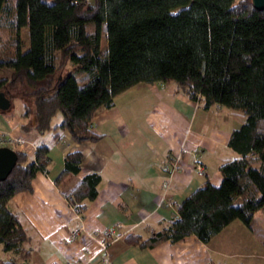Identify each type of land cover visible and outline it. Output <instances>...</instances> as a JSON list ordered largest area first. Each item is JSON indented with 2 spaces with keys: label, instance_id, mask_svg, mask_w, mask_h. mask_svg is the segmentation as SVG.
Masks as SVG:
<instances>
[{
  "label": "trees",
  "instance_id": "trees-1",
  "mask_svg": "<svg viewBox=\"0 0 264 264\" xmlns=\"http://www.w3.org/2000/svg\"><path fill=\"white\" fill-rule=\"evenodd\" d=\"M139 82L175 83L204 109L219 105L244 119L229 134L237 156L219 165L220 183L205 181L177 204L176 218L126 242L153 247L194 235L207 243L234 220L249 227L256 210L264 214V10L251 0H0V91L24 102L22 114L36 131L52 128L59 111L55 127L76 143L95 142L102 136L91 128L95 113ZM16 153L0 181V246L12 253L0 264L27 261L10 203L50 164L45 143L32 159ZM168 158L177 168L178 159ZM82 161L80 150L67 152L56 183L78 173ZM99 182L90 172L65 193L76 211L96 197Z\"/></svg>",
  "mask_w": 264,
  "mask_h": 264
},
{
  "label": "crops",
  "instance_id": "crops-1",
  "mask_svg": "<svg viewBox=\"0 0 264 264\" xmlns=\"http://www.w3.org/2000/svg\"><path fill=\"white\" fill-rule=\"evenodd\" d=\"M156 83L163 87L148 83L150 91L144 93L155 97L140 113L116 103L118 95L134 86L118 94L111 108L99 109L91 123L102 134L95 142L76 143L66 129L55 127L62 114L61 119L53 115L52 128L36 131L23 116L19 98H14L17 108L0 111V134L12 139L9 147L32 159L38 143L49 145L48 171L38 172L31 190L17 192L10 203L26 235L24 264H214L236 251L227 246L229 241L243 245L246 228L237 220L207 243L194 235L153 247L126 242L129 234L145 239L176 218L177 204L205 181L220 183L219 165L237 156L227 144L229 134L244 119L223 106L204 109L175 83ZM76 149L83 154L80 171L56 183L65 154ZM170 154L178 159L173 170ZM90 172L100 175L98 193L76 211L65 193ZM105 231L112 238L104 249ZM11 256L0 246V259Z\"/></svg>",
  "mask_w": 264,
  "mask_h": 264
},
{
  "label": "rangeland",
  "instance_id": "rangeland-1",
  "mask_svg": "<svg viewBox=\"0 0 264 264\" xmlns=\"http://www.w3.org/2000/svg\"><path fill=\"white\" fill-rule=\"evenodd\" d=\"M3 36H6L5 30L2 29ZM105 42L102 40L101 46H104ZM77 76L79 77V82H85V73L83 71H78ZM162 84L155 82V87H163ZM174 85V83L168 84L166 86ZM132 89H129L116 98V103L119 106L131 108L137 113L141 112L142 109L149 107L153 100L152 97L155 96H146L144 93L145 90H149L151 88L150 84L145 82H139ZM154 87V86H153ZM150 91V90H149ZM18 102L14 99L11 102L10 108H17L16 105ZM238 112V111H237ZM59 117L61 119V113L56 112L54 119ZM239 223H242L240 220ZM242 226L246 228V234H241L243 238V245H238L235 247L233 245L234 241H229L228 247L232 244V248L236 251L234 253H230L229 255H225L223 257H218V259H222L223 262H227L229 264H264V214L261 209H258L254 212L252 216V220L250 226L247 227L242 223ZM244 232V231H243Z\"/></svg>",
  "mask_w": 264,
  "mask_h": 264
},
{
  "label": "water",
  "instance_id": "water-1",
  "mask_svg": "<svg viewBox=\"0 0 264 264\" xmlns=\"http://www.w3.org/2000/svg\"><path fill=\"white\" fill-rule=\"evenodd\" d=\"M252 5L259 10H264V0H251ZM11 101L4 92L0 91V111L10 108ZM17 160L16 150L9 146H0V181L5 180L12 171Z\"/></svg>",
  "mask_w": 264,
  "mask_h": 264
},
{
  "label": "built area",
  "instance_id": "built-area-1",
  "mask_svg": "<svg viewBox=\"0 0 264 264\" xmlns=\"http://www.w3.org/2000/svg\"><path fill=\"white\" fill-rule=\"evenodd\" d=\"M13 144V141L12 139H10L9 137H6L5 135L3 134H0V146H11ZM197 169L202 172L203 171V168L201 165L197 164ZM173 170V169H172ZM111 238H112V232H109V231H105L103 233V240H102V243H103V248L105 249L108 244L110 243L111 241ZM66 264H77L75 261L73 260H69L67 261Z\"/></svg>",
  "mask_w": 264,
  "mask_h": 264
}]
</instances>
